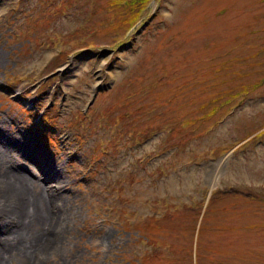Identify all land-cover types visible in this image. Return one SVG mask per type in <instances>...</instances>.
<instances>
[{"label":"rangeland","instance_id":"374dc122","mask_svg":"<svg viewBox=\"0 0 264 264\" xmlns=\"http://www.w3.org/2000/svg\"><path fill=\"white\" fill-rule=\"evenodd\" d=\"M131 3L0 0V264H264V0Z\"/></svg>","mask_w":264,"mask_h":264},{"label":"bare ground","instance_id":"6f19581e","mask_svg":"<svg viewBox=\"0 0 264 264\" xmlns=\"http://www.w3.org/2000/svg\"><path fill=\"white\" fill-rule=\"evenodd\" d=\"M30 159L32 161H37L36 159H32L31 157H30ZM14 171H15V173L13 172L12 174H11L10 171L8 172V175L10 176L9 179H3V181L5 182L4 184L7 185V188H8L9 191L8 190H5V189L4 190L8 193V198H10L11 200H9V202H5L4 205H1L0 204L1 206H3V208L5 209V211H7V213H5V211H3L4 212V214H3L2 213V210H0V212L2 213V214L0 213V222H2V225L1 226L4 228V231H6L9 228V233L10 234H15V236H17V234H18L17 231H19L20 229L10 220V214L13 213V214L17 215V217L21 218V224L20 225L24 226V225H26L28 223L33 222V219H31V216H30V212H32V211H30V209L27 206H25V208L21 209V211H20L18 205H14L13 207L11 206V203L13 201L14 196L13 195H10L12 193L10 192L9 182L12 180V183H13V187L14 188L16 186V188L19 189L21 193H23V192H26L27 193L29 191H32V192L34 191V188H35L34 182L35 181L33 182L32 180H30L24 174V172L22 173L17 168H15ZM54 171L57 173V170H54ZM50 179H52V174H50V176L47 177V180L48 181ZM35 180L38 181L37 179H35ZM0 187H1V184H0ZM35 190H36V188H35ZM6 192H4L5 195H6ZM48 194H49V196H48ZM48 194H47L48 201H50V202H51L52 199L54 200V198L57 197V193H55L54 191H52V194L53 195H51V191ZM58 196H59V199H60L61 198V195L58 194ZM40 198H41V196H40ZM42 199H46V197L45 198H42ZM15 208L17 210H15ZM43 208L46 209V205L45 204L43 205ZM47 214H49V212L46 213V216H47ZM64 214H65V212L62 210V208L61 207H58L57 212L55 213V215H57L59 217L60 215L63 216Z\"/></svg>","mask_w":264,"mask_h":264},{"label":"trees","instance_id":"16d2710c","mask_svg":"<svg viewBox=\"0 0 264 264\" xmlns=\"http://www.w3.org/2000/svg\"><path fill=\"white\" fill-rule=\"evenodd\" d=\"M140 1H142V0H132V3H131V4H132V5H136V3H140ZM132 22H133V21H132ZM132 22H131V23H132ZM131 23H130V24H131Z\"/></svg>","mask_w":264,"mask_h":264}]
</instances>
